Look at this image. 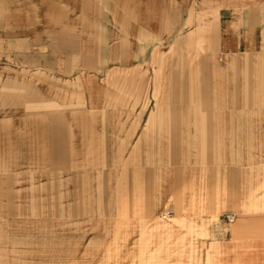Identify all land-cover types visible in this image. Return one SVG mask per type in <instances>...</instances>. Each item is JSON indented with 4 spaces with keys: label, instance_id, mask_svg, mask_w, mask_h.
I'll list each match as a JSON object with an SVG mask.
<instances>
[{
    "label": "crops",
    "instance_id": "crops-1",
    "mask_svg": "<svg viewBox=\"0 0 264 264\" xmlns=\"http://www.w3.org/2000/svg\"><path fill=\"white\" fill-rule=\"evenodd\" d=\"M66 1L65 7L61 0H0V6L13 8L6 30L12 35L7 36L16 38L17 31H22L23 38H29L22 27L33 19L41 20L51 28L42 35L71 40L74 48H37L47 55L45 68L57 70L70 81L49 79L37 86L15 80L1 85L0 98L16 104L12 109L0 106L4 115L0 118V264H19L13 255L19 241H41L43 245L52 241L54 245L60 241L55 236L57 230L65 232L79 225L52 218L86 216L93 208L98 209L91 190L78 188L81 184L106 183V189L96 191L107 194L111 207L122 208V196L127 192L123 184L128 179L139 187L144 180L150 183L157 176H165L174 179L176 187L183 177H197L202 185L208 170L185 173L184 168L202 165L203 161L204 166H215L217 158L212 151L216 150L221 152L222 161L238 163L210 170L209 176L216 180V187L223 185L228 194L225 197L241 200L249 198L251 192H239L236 187H248L255 174L239 172L231 165L246 166L254 161L241 158L240 151L264 150V0L246 11L243 37L248 57H242L246 60L242 63L232 58L224 63L218 58L216 25L205 14H196L189 0H113L121 10L113 5L110 15L121 24L123 37L118 41L111 38L100 53L94 33L83 48L79 47L84 54L80 58L73 33L76 19L71 14L77 5ZM214 1L202 0L199 8ZM147 32L170 36L160 43L159 37ZM132 38L141 45H132ZM167 43L169 50H160L159 46ZM21 45L25 47L26 43ZM80 67L94 71L84 78L85 89L78 85L82 77L72 76H77ZM105 68L109 73L100 81L95 72ZM151 102L153 110L136 139ZM134 164L145 165L146 169H127ZM166 166L173 169L157 172V168ZM27 178L35 180L33 187L21 183ZM48 180L51 184L59 182L54 190L60 192L66 182L70 185L65 198L71 203L68 208L42 196V190L46 193L52 189L46 187ZM199 188L202 193V186ZM31 189L36 191L35 198L29 194ZM204 197L211 198L209 194ZM190 202L184 200V205L188 207ZM159 203L160 199L156 205ZM148 205L151 207L150 202ZM261 206L260 214H237L236 223H227V214L222 219L216 208L204 207L202 211L199 207V214L204 216L198 221L199 235L208 241L264 247V201ZM211 221L214 224L207 228L206 223ZM13 232L21 235L13 236ZM55 252L62 256L60 246ZM48 257L44 253L43 262Z\"/></svg>",
    "mask_w": 264,
    "mask_h": 264
},
{
    "label": "rangeland",
    "instance_id": "rangeland-1",
    "mask_svg": "<svg viewBox=\"0 0 264 264\" xmlns=\"http://www.w3.org/2000/svg\"><path fill=\"white\" fill-rule=\"evenodd\" d=\"M61 1L63 2H61L62 5L65 6L64 3L67 1ZM72 1L77 5L72 8L71 14L76 19L73 33L76 35L78 48H83L86 41L91 40L90 35L95 33L97 35L95 39L96 49L103 53V50L107 49L111 38L118 41L120 37H123L121 24L114 21L110 15L109 9L113 5L121 10V7L113 0ZM189 1L193 4L196 14H205L209 20L215 23L220 46L216 53L218 58L224 63L226 59L231 61V58L236 63L245 62L246 60L242 59V57H248L245 54L243 37L245 35V14L252 7V4L262 3L263 0H215L205 8H199L202 0ZM34 4L38 5V2H34ZM5 6H0V88L5 82L15 80H22L25 83L36 84L37 86L42 85L43 82L49 79L70 81L71 78H67L68 76L64 74L60 75L57 70L46 69L43 61L44 58L46 60L47 55H42V52L37 48L73 51V45H70L71 40L65 41L45 37L42 35L43 32L45 29L48 32L51 28L47 27V23L41 20H36L38 21L36 22L35 19L31 24L26 23L22 27L27 29L26 37L29 38H23L25 34L23 35L22 31H17L18 36L16 38L7 36L8 34L12 35L11 32L8 33L6 30L7 26L11 25L7 19H10L13 8ZM131 22L133 26L144 30L141 24ZM166 23L163 22V24ZM146 35L159 37L160 43H162V39L170 36L164 33L158 34V32L151 34L147 32ZM22 43H26V46L21 45ZM131 44L141 45L134 38H132ZM159 47L163 52H167L170 43L161 44ZM81 48L77 49L76 55L83 58L84 54ZM64 56L61 57L62 61H64ZM75 73L77 76L72 75L73 77L79 79L82 77L78 85H81L80 87L83 89L86 88L85 79L94 75L93 70H84L81 67ZM108 73L107 68L101 69L99 72H95V77L97 76L100 81H104ZM15 104L16 102L13 100L0 98V106H3L4 109H12ZM152 110L153 102L141 118L136 139L141 134L147 117ZM3 116L0 110V118ZM213 151L214 157L217 158L215 166H204V161L202 165L190 164L184 166L185 173L199 168L206 169L209 172H211L210 170L219 171V169L226 168L230 161L226 159L222 161L220 159L221 152ZM239 155L241 158H252L254 160L253 162L249 161L246 166L231 165L232 169L239 172L251 171L255 174L254 178L249 181L248 187L244 185L236 187L239 192L250 191L249 198L239 200L225 197L228 194L222 187L223 185L216 187V180L209 176L208 172L201 181L202 185L197 177H183L182 181L180 180L182 184L176 187L174 179L165 176L160 178L157 176L150 183L144 180L139 183V187L136 186L133 180L128 179L123 184L127 192L123 193L122 196V208H113L108 203L107 194L102 196L100 192H97L100 187L106 189L107 184L92 181L88 184H81L78 188L91 190L92 202L95 200V204L99 206L98 209L93 208L88 211L86 216L66 217L65 215L63 218H52L53 221L59 219L67 223H79V225L78 227L66 229L68 232L57 230L55 236L60 241L54 242V245H52V241H48L47 245H43L41 241L30 244L19 241L14 245L13 255L19 260V264H264V247L262 246H241L233 244L235 241L229 243L225 240L219 242L215 240L208 241V239H205L207 237L204 238L198 232L199 218H204L198 212L199 207H202V211L204 207L216 208L218 216L221 215L222 219L226 214H236L233 221L235 223L239 216L237 214L241 212L248 215L262 212L261 202L264 201V150H245L240 151ZM239 162L243 161L239 160ZM127 169L143 170L146 169V166L134 164L127 167ZM172 169L170 166L159 167L157 172ZM89 171L93 172L92 169H89ZM25 181H21V183L29 187L35 185L33 178H27V183ZM252 181L253 183H250ZM46 183V187L48 189L52 188L53 192H50L52 189L47 190L46 193L42 190V196L45 194L50 197L52 203L55 201L57 204H61L63 207L66 205L68 208L71 203L68 204L69 202L65 198L67 188L70 185L66 182L60 192L54 190V187L55 189L57 186L59 187V182L54 181L51 184L48 180ZM200 186H202V193H200ZM136 187L139 188L138 191H136ZM30 191L29 194H33L35 198L36 191H32V189ZM259 193L262 194L260 198L256 197ZM205 194L206 196L209 194L211 198H205ZM58 195L63 197L59 199ZM214 196L216 197L213 198ZM159 199L160 203L156 205ZM184 200L191 201L190 206L184 205ZM149 202L151 207L148 205ZM233 202L235 203L232 204ZM53 210H56L54 206ZM167 211L173 212V215L168 220H162L161 216ZM211 217L215 218V215L213 214ZM49 220L51 221V219ZM212 221L206 223L207 228L214 224ZM203 228L204 225L200 227V229ZM12 235L18 237L21 233L13 232ZM35 235L37 234L35 233ZM59 246L60 250L63 251L61 257L55 252V249ZM44 253L49 254L47 261L44 260L45 262H43ZM58 258L59 263H57Z\"/></svg>",
    "mask_w": 264,
    "mask_h": 264
},
{
    "label": "built area",
    "instance_id": "built-area-1",
    "mask_svg": "<svg viewBox=\"0 0 264 264\" xmlns=\"http://www.w3.org/2000/svg\"><path fill=\"white\" fill-rule=\"evenodd\" d=\"M173 215V212L171 211H167L165 213H163V215L161 216V219L162 220H168L169 218H171V216ZM225 220L228 222V223H232L234 220H235V216L232 215V214H227L225 216Z\"/></svg>",
    "mask_w": 264,
    "mask_h": 264
},
{
    "label": "bare ground",
    "instance_id": "bare-ground-1",
    "mask_svg": "<svg viewBox=\"0 0 264 264\" xmlns=\"http://www.w3.org/2000/svg\"><path fill=\"white\" fill-rule=\"evenodd\" d=\"M115 192H116V191H115ZM42 204H44V203H42ZM44 205H45V204H44ZM44 205H43V206H44ZM42 208H43V207H42ZM42 210H43V209H42ZM44 211H45V209H44ZM43 218H44V217H43ZM49 222H50V221H49ZM52 224H53V223H52ZM50 226H51V225H50ZM45 228H46V227L42 228V230L45 229Z\"/></svg>",
    "mask_w": 264,
    "mask_h": 264
}]
</instances>
